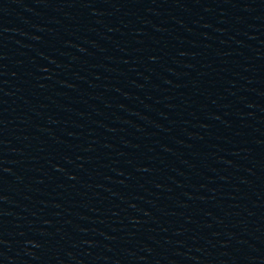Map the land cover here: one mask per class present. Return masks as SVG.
I'll return each mask as SVG.
<instances>
[{"label":"water","instance_id":"obj_1","mask_svg":"<svg viewBox=\"0 0 264 264\" xmlns=\"http://www.w3.org/2000/svg\"><path fill=\"white\" fill-rule=\"evenodd\" d=\"M0 264H264V0H0Z\"/></svg>","mask_w":264,"mask_h":264}]
</instances>
